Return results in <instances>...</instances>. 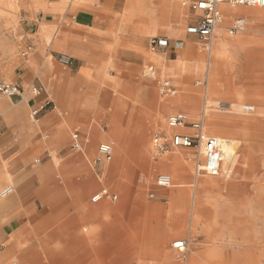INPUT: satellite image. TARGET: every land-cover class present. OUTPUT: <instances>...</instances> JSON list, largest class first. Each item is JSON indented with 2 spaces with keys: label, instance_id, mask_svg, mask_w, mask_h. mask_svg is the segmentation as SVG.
I'll use <instances>...</instances> for the list:
<instances>
[{
  "label": "crops",
  "instance_id": "crops-1",
  "mask_svg": "<svg viewBox=\"0 0 264 264\" xmlns=\"http://www.w3.org/2000/svg\"><path fill=\"white\" fill-rule=\"evenodd\" d=\"M196 1L0 0V80L22 89L0 95V264H227L243 233L224 232L223 213L256 229L246 237L264 241V207L201 205L227 202L224 193L242 185L264 196V173H221L217 194L207 174L194 171L204 160L195 149L158 155L153 144L157 135L195 133L169 126L171 114L219 120L214 103L224 99L251 100L244 103L264 115V7L241 12L251 6L222 3L224 22L200 38L187 32L203 14ZM237 17L246 25L231 34ZM156 37L169 39L166 51L152 48ZM164 75L176 96L160 93ZM47 100L55 106L36 120L32 110ZM247 120L239 130L264 128ZM228 126L220 129L234 135ZM102 143L112 145L111 159ZM245 146L242 168L256 144ZM161 174L172 185H158ZM179 239L187 240L184 251L173 246Z\"/></svg>",
  "mask_w": 264,
  "mask_h": 264
},
{
  "label": "built area",
  "instance_id": "built-area-1",
  "mask_svg": "<svg viewBox=\"0 0 264 264\" xmlns=\"http://www.w3.org/2000/svg\"><path fill=\"white\" fill-rule=\"evenodd\" d=\"M222 3H227L230 6L246 5L251 7H264V0H197L193 3L192 7L202 11V16L195 21L193 24L187 27V32L190 34H196L200 38H209L214 31L224 22V15L220 9ZM246 25L244 17H237L232 26L229 29L231 34L242 30ZM152 48L166 51L170 45L167 37H156L152 39ZM60 62L64 64H70L72 58L66 53H60L58 55ZM151 73L155 72L153 66L149 67ZM32 90L34 93H39L42 88L39 86H33ZM159 90L164 97H174L178 94V89L174 85L171 78L164 75L159 80ZM22 89L17 83L10 81L0 80V95L14 96L21 94ZM224 109H227L230 104L222 103ZM54 101L47 100L41 106L36 107L32 110V115L36 120L40 119V112L48 107H54ZM221 108V105H219ZM222 109V108H221ZM240 109L245 114H251L255 112L256 105L252 103H243ZM168 123L174 128H182L191 126L194 130V134L188 133H174L170 138L163 136H156L153 139V144L158 155L167 153L181 148H193L196 152H201L204 157L203 161L197 159L195 164V173L207 174L209 176H219L223 172V161H224V140L222 137L216 135H207L204 133V119L200 117L198 120L190 121L187 114L184 112H177L171 114L168 118ZM76 138L77 135H74ZM74 148H80V143L75 140L73 144ZM101 155L106 159H111L113 153V147L111 144L102 143L99 146ZM224 173H226L224 171ZM172 179L169 175L161 174L157 178V184L162 186L172 185ZM10 188H6L4 193H8ZM107 190L96 193L92 199L94 201L101 199ZM113 198H117L113 195ZM174 247L184 251L187 247V240L179 239L173 243Z\"/></svg>",
  "mask_w": 264,
  "mask_h": 264
},
{
  "label": "rangeland",
  "instance_id": "rangeland-1",
  "mask_svg": "<svg viewBox=\"0 0 264 264\" xmlns=\"http://www.w3.org/2000/svg\"><path fill=\"white\" fill-rule=\"evenodd\" d=\"M244 9H249V10H255L256 8L253 7H239V11H244ZM204 87L203 85H200L199 87ZM195 90H193V94L195 97L198 98L199 93L196 90V86L194 88ZM204 100V97L202 98ZM224 101H232V105H231V109H219V108H215L216 109V113L218 114V119L227 122L230 126L227 127L228 130L230 131H234L232 133H234L235 137H231V136H225L228 139H232L235 142H239L242 141V137H240L241 133L239 132V129L241 128V126H243L245 123H248V118L250 117H255L256 118V123L258 124H264V115L260 114L262 112V110H260L258 108V106L256 105V112L255 113H251V114H245L242 111L237 112L238 108H240V106L242 105V103L244 102H252L251 100H236V99H224ZM216 105V103H214V106ZM201 107V106H200ZM182 109V108H181ZM241 110V109H240ZM169 116L167 117V121H168ZM198 119V118H197ZM204 119V129L205 131H207L208 133H212V134H216L214 132H210L209 130V122L210 119H214L211 117H208L207 115L203 116ZM245 129V128H244ZM244 129H241L242 131H244ZM258 136V137H257ZM156 137V136H155ZM154 137V138H155ZM164 137H168L170 138L171 135H165ZM237 137V138H236ZM249 139H246V141L243 143V145L241 147H239L240 144H238L237 146V155H236V160H235V165H234V169L231 170V177H234L236 174L238 175V173H247V174H255V175H261L262 173H264V128L260 129V130H252L250 132L249 135ZM254 137V139L252 138ZM237 140V141H236ZM250 140V142H252L253 144H256V148H255V155L253 154V158L248 160V162H246V168H242L241 167V163H243V161L246 160L247 158V154L242 151L244 148L246 149L247 146L246 143ZM188 150H194V149H185V148H181L178 149L176 151H185L187 152ZM175 151V150H174ZM190 163V162H189ZM193 164L190 163L191 168L194 166H192ZM193 170V169H192ZM201 177H207L209 179H211V183L213 185L210 186V188L212 189L213 192H216L217 194H221L223 187H220V177H223L222 175H219L217 177H211L208 175H204ZM246 185H242L238 188V190H236L235 187H232L231 193L230 194H226L224 193L223 197L227 198V202H221L218 204H212L210 202H206L203 201L201 203L202 207H264V196H259V197H252L249 195V193L247 192L246 189ZM211 192V191H209ZM221 192V193H220ZM239 192V195H236L235 193ZM220 197V195H219ZM224 215H228V217L223 216L224 219H226V221H229V224L225 225L223 230L224 232H226L227 234L230 231H235L238 233H243V235L240 237L238 236V238H236L235 241V246L236 249L240 250V252L238 251L237 253L234 254V257H229L231 256V254H225L226 258L224 259V262L227 264H264V256L262 254H260V251H264V241L262 243H257L256 240H254L253 236L251 237H246V232L248 231H253L256 230L255 228H252L251 226H249V223L246 221L241 220L240 218H235L234 216H231L230 213H223ZM234 213H232L233 215ZM24 249H26L25 247H23L20 252H23ZM22 262L18 259L16 264H21Z\"/></svg>",
  "mask_w": 264,
  "mask_h": 264
},
{
  "label": "bare ground",
  "instance_id": "bare-ground-1",
  "mask_svg": "<svg viewBox=\"0 0 264 264\" xmlns=\"http://www.w3.org/2000/svg\"><path fill=\"white\" fill-rule=\"evenodd\" d=\"M222 103H229V104L232 105L231 101L230 102H228V101H219L218 103H216V105L214 107L217 109V108H219V105H221V108L224 109V105H222ZM231 105L227 109H231ZM221 108H219V109H221ZM240 111H241L240 108H238V112H240ZM255 112H256V109H255ZM255 112H253V113H255ZM222 122H225V121L217 120V119H210L209 130L208 131L214 132L216 134H219L224 140V144H223L224 161H223V172L222 173H224V169H225L226 170L225 174H226V176L229 177L231 175V172H232L231 170L234 169L236 155H237L236 149H237V146H238L239 142H235L232 139L226 138L227 136H231V137H235V136L232 135V134L231 135L230 134H226L225 132H223L222 129H220V125H221ZM167 123H168V121H167ZM239 132L241 133L240 137H242V139H248V136H249V132L248 131L239 130ZM197 154H199L200 156H203L202 155V149H201V152H199V153L197 152ZM9 188H10V191H11L12 188L11 187H9ZM4 191L2 192V195H6V193H4Z\"/></svg>",
  "mask_w": 264,
  "mask_h": 264
}]
</instances>
